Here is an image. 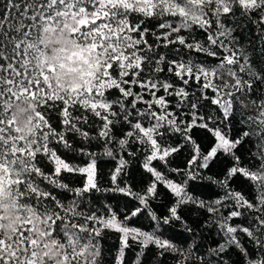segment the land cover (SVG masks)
<instances>
[{"label":"snow or ice","instance_id":"obj_1","mask_svg":"<svg viewBox=\"0 0 264 264\" xmlns=\"http://www.w3.org/2000/svg\"><path fill=\"white\" fill-rule=\"evenodd\" d=\"M0 264H264V0H0Z\"/></svg>","mask_w":264,"mask_h":264}]
</instances>
